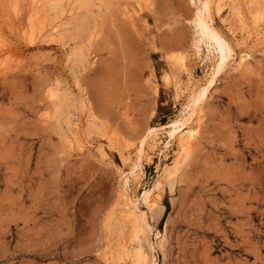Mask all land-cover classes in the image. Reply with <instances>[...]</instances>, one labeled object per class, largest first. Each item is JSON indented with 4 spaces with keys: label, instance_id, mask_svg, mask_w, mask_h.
Returning <instances> with one entry per match:
<instances>
[{
    "label": "rangeland",
    "instance_id": "1",
    "mask_svg": "<svg viewBox=\"0 0 264 264\" xmlns=\"http://www.w3.org/2000/svg\"><path fill=\"white\" fill-rule=\"evenodd\" d=\"M80 1L61 4L64 34L29 43L25 12L0 0V264H130L114 249L121 229L130 232L124 188L130 198L150 192L152 214L164 207L150 241L140 237L156 264H264V0H220L219 11L195 0L243 59L216 80L192 121L184 167L159 191L153 185L175 159L177 138L160 130L140 160L132 152L148 126L188 117L189 94L210 71L205 47L194 55V6ZM57 81V96L71 104L51 97ZM77 127L83 147L66 140ZM127 157L135 170L119 178Z\"/></svg>",
    "mask_w": 264,
    "mask_h": 264
},
{
    "label": "bare ground",
    "instance_id": "2",
    "mask_svg": "<svg viewBox=\"0 0 264 264\" xmlns=\"http://www.w3.org/2000/svg\"><path fill=\"white\" fill-rule=\"evenodd\" d=\"M6 1L7 2H10V5L9 6L11 7V9L13 10V12H14L15 15H18L20 12H23V13L25 12L26 18H27V25L28 26H27V29L25 30V32L22 33V36L29 43H34L36 40H39V39H42V40L43 39H46V38H49V39H53L54 38L55 39V37H57V36L60 37L62 34H64L63 33L64 27L62 26L61 19H60L61 16L63 15V10L62 9H65L61 5L64 0H6ZM89 1L90 0H81L80 1V4L79 3L78 4H79V6L82 5L84 7L85 6H89L88 5L89 4ZM213 2L215 4L217 3V8L216 9L218 11H219V8L218 7H220V5H222V4H224L222 1H221L222 2L221 3L220 0H213ZM250 2H251V0H250ZM190 3L194 6V14L193 15H194L195 37H196V41L194 42V50H195L194 55L200 56L199 53L201 52V50H203V49H201V47L204 46L205 47V56H204V59H209V61L211 60L210 62L208 61L209 64H210V67H209L210 68V71L207 70L209 73H207V76L205 77L203 84H201V85L199 84L200 86L198 88H195V90L191 94H189L190 95V99L188 98L189 99V102L187 101L188 102V105H186V107L188 109V114H187L188 117L184 116L182 118H175V119L171 120L169 123H167L166 125H163V126H161L159 128L158 127H150V126H148L146 128V130H145L144 137H142L143 139L141 141H139L140 143H139L137 149H135V150L133 149L132 154L137 155L136 158H135V160H140L141 159L142 152H144L143 146H144V141H146L145 139H151L152 141H155L156 140V137L158 135L157 133L160 130H165V133L167 134V136H169L170 139H173L175 137L177 138V140H178V148L175 151V159L173 160V162H172V164L170 166H166V167H164L162 169L161 175L156 179V181H155V183L153 185V190L154 191H159L162 187H164L163 185L166 184V183H168V185L170 184L169 187L171 188V184L175 180L178 172H180V169L183 166V164L185 163V161H187L188 155H190L189 152H190V148H191L192 142L194 141V139L196 138V135H197V124H193V122H192L193 119H196L197 121L200 120V112H201V109H202V105H203L204 101L207 100L206 98L208 96V93L211 91V89L214 87V85H216L215 82H217L216 80L220 77V75L223 72V70L225 68H227L228 65L230 63H232L234 60L236 61L237 59H243V58L238 57V55H235L234 54L233 47H232L231 43L224 37V35L217 28H215V26H213L210 23L208 17L204 16L201 13V11H200V9H199L198 4L196 3V1L195 0H190ZM72 5L73 4L71 3V6ZM74 7H69V9H71V8L73 9ZM80 7H78V8H80ZM239 8H238V10H239ZM82 9H80V10H82ZM66 12H65V14H67ZM248 12L251 13V10H249ZM73 15H74V13H73ZM81 15H79V17ZM83 16H86V15H83ZM235 16H236V14H235ZM236 18H237V16H236ZM263 18H264V16H263ZM66 19H68V18H66ZM71 19L72 18H70L68 20H71ZM75 20H78V19H75ZM73 22H75V21H72L71 23H73ZM81 22H83V21H81ZM242 22H243V20H242ZM77 25L79 26L81 24L78 23ZM65 49H67V48H65ZM66 51L67 50H65V52ZM71 52L72 51H68V55H70ZM83 56L81 55V57H83ZM81 57H79V58H81ZM71 58H72V56H71ZM81 59H83V58H81ZM177 59L175 57V61L177 62V65H179L180 63L178 64ZM78 60H77V62H78ZM179 60L183 61L182 58H179ZM72 62H74V61H72ZM79 63H80V60H79ZM89 63H91V62H89ZM68 64H69V62H68ZM70 64H71V62H70ZM74 64H76V63H74ZM73 66H75V65H73ZM53 83H55V88H54L55 89V92L53 91V89H52V91H50L51 92V97L52 98L55 97L56 99H61V100L64 99L65 100L66 97H68L67 95H64L63 94L62 96L59 95L60 97L57 96V92L60 90L59 88H61V87L58 86V81L57 82H53ZM75 87H76V85H75ZM67 90H68V88H67ZM67 90H65V92ZM50 92H49V94H50ZM78 92L81 93V91H78ZM66 93L69 94V91L66 92ZM70 94H72V93H70ZM76 95L78 97V94H76ZM76 95H74L73 97H75ZM77 97L74 98V99H77ZM71 99L72 98H70V100ZM53 100H54V98H53ZM66 100L69 101L68 99H66ZM70 102L71 101H69L68 103H70ZM84 102H83V100L81 101L82 105H83ZM54 103H52V104H54ZM57 103H58V100H57ZM57 103H55V104H57ZM59 104H60V102L58 103V105ZM56 106H54V108ZM61 106H60V108H61ZM57 108H59V107H57ZM58 111H59V109H58ZM59 113H60V111L57 114L59 115ZM63 113L64 112H62L61 114H63ZM61 114H60V116H61ZM54 115H55V113L53 114V116ZM63 116H64V114H63ZM57 117L58 116H56V118ZM89 117H91V116H89ZM56 118H55V120H56ZM59 121H61V120H59ZM59 121H57V122H59ZM91 122H93V121L91 120ZM66 124H68V122ZM60 126H62V125H60ZM65 129L67 130V128H65ZM80 130L81 129L77 127L76 130H73V132H70V134L68 133L69 136H68V138L66 140H69L68 141V142H70L69 144L73 143V144H76L78 147H81L82 146L81 143H80V134H79V132H81ZM63 135H61V136H63ZM63 137H65V136H63ZM64 140H65V138H64ZM63 145H64V143H63ZM69 147H71V146H69ZM97 149H98L99 153L102 154V150L99 149L98 147H97ZM135 160H130L128 157L127 158H122L121 168H122V166L124 168H126L128 166V168H127V170L120 169V171H119L120 174L119 175L121 177L119 176V178H123V176L125 174H127L129 172H133L135 170V165H136ZM141 175H142V172L141 171H137L135 173V175H134L135 180L139 179V177ZM162 189H164V188H162ZM161 191H163V190H161ZM149 193L150 192H148L147 190H144L141 193V196L140 197L137 198V197L133 196V198H130V196H128V193L125 190V188H124V190H121V192H120V198H122L124 200V205H125V207L123 209V212H124V218L123 219L130 226V229H129L130 232H129V236H128V234H125L126 231H124V228L121 229V231H123V233H121V236H119V237H121L120 239H118L119 241L116 242V243H118L117 246H116L117 248H114V249H118L124 256H126L127 254H129L130 264H156V257L153 254L148 253L147 250L144 249L145 247L142 246L143 243L141 242V240L143 241L145 238H148L149 239L150 236L148 237V234L152 230V224L151 223L153 221H156L161 216L160 215L161 214V211H162L161 209H163L164 207L162 208V206H161V209L158 212L155 213L153 211V214H152L151 213L152 206L155 205V203L157 201L155 199H152V200H149L148 202H144L145 196L147 194H149ZM157 193H159V192H157ZM142 204L146 207V211H143L142 210V207H141V206H143ZM125 235H127L128 237H125ZM140 237L141 238L143 237V239L140 240ZM154 238H155V240H157L159 238V233H155L154 234ZM149 241H150V239H149ZM109 244H111V243L109 242ZM111 245L113 246V244H111ZM146 249H148V248H146ZM109 250H110V248H109ZM112 250H113V248H112ZM115 253L116 252H114V254ZM117 255H118V253L116 254V256ZM127 257H128V255H127ZM113 259L115 260L116 258H113Z\"/></svg>",
    "mask_w": 264,
    "mask_h": 264
},
{
    "label": "trees",
    "instance_id": "3",
    "mask_svg": "<svg viewBox=\"0 0 264 264\" xmlns=\"http://www.w3.org/2000/svg\"><path fill=\"white\" fill-rule=\"evenodd\" d=\"M165 207L167 208V205H165ZM166 213V212H165Z\"/></svg>",
    "mask_w": 264,
    "mask_h": 264
}]
</instances>
